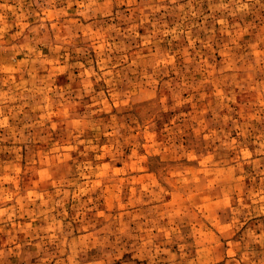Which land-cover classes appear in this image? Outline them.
<instances>
[{
    "label": "rangeland",
    "instance_id": "obj_1",
    "mask_svg": "<svg viewBox=\"0 0 264 264\" xmlns=\"http://www.w3.org/2000/svg\"><path fill=\"white\" fill-rule=\"evenodd\" d=\"M0 264H264V0H0Z\"/></svg>",
    "mask_w": 264,
    "mask_h": 264
}]
</instances>
